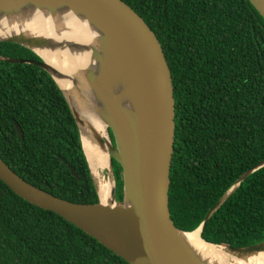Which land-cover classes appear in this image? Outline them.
I'll return each mask as SVG.
<instances>
[{"label":"trees","instance_id":"16d2710c","mask_svg":"<svg viewBox=\"0 0 264 264\" xmlns=\"http://www.w3.org/2000/svg\"><path fill=\"white\" fill-rule=\"evenodd\" d=\"M123 1L155 33L171 73L175 128L167 201L174 225L192 231L264 158V18L249 0ZM0 54L41 60L9 41H0ZM0 157L55 196L98 202L73 111L38 65L0 60ZM111 164L119 173L117 162ZM200 238L232 246L264 240V166L211 215ZM0 264L130 263L0 180Z\"/></svg>","mask_w":264,"mask_h":264},{"label":"water","instance_id":"95a60500","mask_svg":"<svg viewBox=\"0 0 264 264\" xmlns=\"http://www.w3.org/2000/svg\"><path fill=\"white\" fill-rule=\"evenodd\" d=\"M249 1L264 18V0ZM24 3L34 5L54 20L71 12L86 21L93 30L90 42H63L71 51H86L90 56L88 66L70 75L73 89L69 96L45 57L30 45L40 44L34 36L24 33L27 43L15 38L0 41L21 44L33 50L41 60L1 54L0 60L31 63L47 70L73 111L82 148L81 125L84 124L107 151L108 165L93 169L83 148L98 195L96 203L72 202L38 188L17 174L1 157L0 180L25 201L62 216L130 264H211L194 252L184 234L198 230L201 234L211 215L240 183L264 166V158L235 180L197 229H178L170 217L167 201L174 148L175 100L171 73L155 33L123 0H0V12L16 10ZM70 96L77 99V103L87 104V109L106 127L108 138L104 136L102 127L99 130L89 119L82 117ZM15 127L22 138V129L16 122ZM111 159L117 162L121 171L122 197L119 201L113 199ZM98 168L107 172V177L102 176L101 179L110 178L109 203H102L98 193ZM206 243L234 250L249 248L250 252L241 258L250 255V258H264V240L241 246ZM241 263L258 264L250 259Z\"/></svg>","mask_w":264,"mask_h":264},{"label":"bare ground","instance_id":"6f19581e","mask_svg":"<svg viewBox=\"0 0 264 264\" xmlns=\"http://www.w3.org/2000/svg\"><path fill=\"white\" fill-rule=\"evenodd\" d=\"M24 33L34 36L40 44L30 43L48 62L58 82L69 96L72 83L70 75L90 64L88 52L71 51L64 46L68 40L78 42H90L93 38V30L86 21L78 18L71 12L66 13L57 19H52L49 14L40 12L38 8L30 3H24L16 10L0 12V39L15 38L24 43ZM54 41L50 44L51 41ZM71 101L79 110L82 117L89 119L97 129L104 132L108 138L107 129L103 127L102 121L93 115L85 102L77 103V99L70 96ZM128 104V103H127ZM101 122V123H100ZM83 148L89 160L90 166L94 169L97 166H106L107 151L97 142L84 124L81 125ZM97 189L102 203L110 202V178L99 180L96 178ZM200 231L184 234V239L192 247L194 252L211 264H242L244 259H250L258 264H264V258L255 259L241 258L250 252L247 249H230L223 246L209 245L200 238Z\"/></svg>","mask_w":264,"mask_h":264},{"label":"rangeland","instance_id":"374dc122","mask_svg":"<svg viewBox=\"0 0 264 264\" xmlns=\"http://www.w3.org/2000/svg\"><path fill=\"white\" fill-rule=\"evenodd\" d=\"M111 134V132H110ZM111 138L113 140L112 134H111ZM101 168H98V178L101 179L102 176L107 177V172L105 173V171H101ZM112 173H113V177H114V187H113V199L115 201H119L120 199H118L120 196L122 197V186L120 187L119 182L121 181V171L116 172L115 173V167L112 166Z\"/></svg>","mask_w":264,"mask_h":264}]
</instances>
